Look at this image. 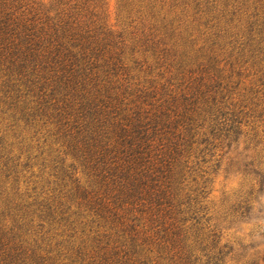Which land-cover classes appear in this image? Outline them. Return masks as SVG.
I'll return each mask as SVG.
<instances>
[{"label": "trees", "instance_id": "16d2710c", "mask_svg": "<svg viewBox=\"0 0 264 264\" xmlns=\"http://www.w3.org/2000/svg\"><path fill=\"white\" fill-rule=\"evenodd\" d=\"M75 1L0 0V132L20 144L16 156L0 135V264H227L190 163L242 125L214 47L238 43L264 68V0H170L192 9L203 53L195 69L178 61L184 85L148 86L88 12L97 0ZM160 1L119 0L138 14Z\"/></svg>", "mask_w": 264, "mask_h": 264}, {"label": "rangeland", "instance_id": "374dc122", "mask_svg": "<svg viewBox=\"0 0 264 264\" xmlns=\"http://www.w3.org/2000/svg\"><path fill=\"white\" fill-rule=\"evenodd\" d=\"M39 1L53 13L58 7L66 6L65 2L68 6L76 2ZM169 2L160 1L151 14L148 11L134 13L133 6L132 12H126L119 0H97L88 4V12L99 17L109 29L122 34L129 76L144 86L150 81L184 85L183 78L178 75V61L183 60L195 69L190 62L196 57L199 59L203 53L194 51L202 45L200 39L196 46L191 42L192 38L198 37V31L190 25L192 9L190 6L184 11L175 9ZM168 21L172 28H164ZM235 23L241 24L237 20ZM239 29L237 27L235 31ZM141 31L151 32L153 40L164 39L166 51L161 50L163 45L146 42ZM188 33L192 34L191 39L187 37ZM237 45L228 44L225 38L218 39L214 47L218 59L214 73L218 79L224 78L222 81L228 89L226 98L231 103L230 108L241 111L242 125L224 141L215 142L209 153L194 154L190 177L198 182L200 176L207 180L209 193L202 203L208 209L211 222L221 230L220 243L232 248L227 264H264V68ZM2 124L0 122V128H3ZM0 135H4L12 153L18 156L20 144L12 132L4 130ZM19 160L23 163L24 156Z\"/></svg>", "mask_w": 264, "mask_h": 264}]
</instances>
